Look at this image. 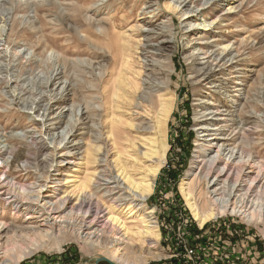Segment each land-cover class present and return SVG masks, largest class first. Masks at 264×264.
<instances>
[{
  "label": "rangeland",
  "instance_id": "374dc122",
  "mask_svg": "<svg viewBox=\"0 0 264 264\" xmlns=\"http://www.w3.org/2000/svg\"><path fill=\"white\" fill-rule=\"evenodd\" d=\"M60 1L67 6L63 14H59L56 8L49 5L50 0H0V34L3 36H0V60L4 56L7 59L12 57L17 64L21 63L20 66L23 64L35 66L36 61H40L43 55L47 59L65 49L67 57L84 58L90 62L92 69L85 74L88 80L92 81L93 78L102 76L101 83L96 82V85L92 81L94 86L91 83L86 84L91 90L81 91L75 88L74 92L66 91L57 95L51 109L47 112L39 111L38 113L36 109H21L15 104L4 105L0 101V107L3 106L0 108V141L9 133L18 138L22 136L23 131L36 132V136H41L46 145L48 144L47 146L55 151L54 159L49 157L48 162L51 165L50 177L46 180L45 188L42 187L39 192L55 200L61 196L70 198L71 202L67 210L76 198L93 193L92 200L98 204L103 214L101 220L105 222L107 218L114 217L111 222H108L104 238L107 237L109 240L110 237L119 236L113 233L123 225L126 227L125 235L128 238L127 251L135 252L138 256H146L150 249L163 255L159 259H148L144 264H174L175 259L171 256L174 251L166 245L168 235L165 230L168 223L175 226L178 220L191 221L198 232L199 241L212 243L211 249H200L196 251V257L193 255L189 257L194 260V264H264L263 226L247 224L240 217L231 214L212 218L203 226H199L180 193V184L187 177L195 160L198 145L203 140L213 142L212 146L205 151L206 161L215 155L217 148L214 143L223 132L230 134L228 139L232 137L228 140L229 147L236 142L234 139L244 130L243 127L250 131L252 123L240 125L238 122L240 115L251 118L254 114L251 108L242 106L245 104V95L248 91L252 97H258V99L261 97L262 100L259 99L258 102L260 107L258 115L264 114L262 113L264 106V0H254L249 4H246L247 0H223L208 9L205 5L195 6L189 2L190 8L194 10L193 13L184 12V8L179 10L180 7L176 11L168 9L167 5L169 2L174 3V0ZM102 3H107L110 8L94 11L96 6ZM236 4H241L243 8L239 12L227 14L228 7ZM190 14L193 15L185 18ZM86 16H90L91 19L94 17L95 20L101 17L104 20L107 18L102 22L109 34L102 39L92 35L86 37L87 21L84 19ZM203 20L210 23L206 27L209 29L206 41L212 46L211 53L221 52V55H224L228 49L232 53L238 50L239 53L233 56L241 54L243 59L236 62L238 57L231 58L222 66L211 67L216 79L227 81V83L223 81L220 87L214 86L215 84L196 83L193 80V69H189L190 60L186 58L191 52L190 45L187 43L189 40L195 41L200 32L192 33L202 27ZM167 24H172V34L162 33L158 42L163 44L161 47L163 57H171L172 71L169 87L162 90L164 99L171 104V111L164 123L158 124L159 117L156 112L149 111L151 108L144 109L142 106H137L138 95L134 99V86L125 85L123 81L126 75L121 78V76L109 74V70L111 71L113 67V55L105 53L104 47L115 41L125 45L131 42L135 46V42L143 40L136 34L137 29L160 30L161 25ZM51 27H55L54 30ZM93 29L97 32L100 30L98 27ZM50 35L56 37V41L51 48H47L44 39ZM37 42L39 48L33 47ZM25 43L33 48L27 49L28 46L24 47ZM98 45L103 48L97 51L98 55H95L93 46L98 47ZM134 46L131 47L134 48ZM223 48L224 51H222ZM28 59L32 61L29 63ZM148 62L150 63L149 59ZM230 64L235 65L231 68L232 70L228 69ZM235 89L240 91L237 92ZM209 92L213 96H210ZM235 98L237 102H233ZM209 100L218 106L224 105L221 109H227L210 119L222 117L220 120H215L216 133L203 136L202 128L198 125L201 124L199 121L202 118L201 113L205 107L215 108L216 105L208 104ZM143 103L148 105V102ZM87 108L97 111L92 120L85 116ZM145 110L149 112L146 113ZM45 120L49 122L45 128H41L39 122ZM210 120H204L202 124L209 123ZM73 121H76L74 126L71 125ZM37 132L41 133L37 134ZM64 135L65 139L59 145L56 144L58 138ZM162 144H164V153ZM55 145L58 148L55 149ZM254 147L261 155L264 154V139L255 142ZM91 148L95 149L97 158L100 160L95 164L88 161L87 155H90ZM58 150L74 154L72 160L78 163L75 165L66 160L62 161L63 156L59 155ZM201 161L204 162V160ZM224 162L226 160L223 159L221 163L224 164ZM104 163L107 173L102 171L105 169L102 165ZM116 163H119V166L122 164L126 168L125 171L130 172V176L136 182L148 173L149 168L156 169L152 193L144 202L147 209H154L153 216L158 230L156 238L149 239L144 235L136 234L139 211L129 216V209L114 203L111 195L103 190H95L94 186L99 173L100 177L102 174L110 177L118 174ZM57 168L59 170H55ZM23 182H35V190H39L40 181L39 179L35 181L34 174L29 176L27 181L23 178ZM192 185L194 189L196 186V192H200L204 199L207 198L208 189L205 181H195ZM30 215L0 206V226L5 227L12 219L18 223L31 220L34 223L38 222L37 225H44L39 213L36 212L32 218H27ZM48 215L52 223L59 220L56 213L51 212ZM174 232H178L175 227ZM62 238L58 242L60 249L57 248L53 237L47 241L45 247L34 251L18 264H93L92 257H106L107 240H104L105 243L102 245L86 247L63 236ZM116 239L117 243L122 242L121 239ZM9 248L10 246H0V257L6 259L5 253ZM98 264L108 263L100 261Z\"/></svg>",
  "mask_w": 264,
  "mask_h": 264
},
{
  "label": "bare ground",
  "instance_id": "6f19581e",
  "mask_svg": "<svg viewBox=\"0 0 264 264\" xmlns=\"http://www.w3.org/2000/svg\"><path fill=\"white\" fill-rule=\"evenodd\" d=\"M222 1L223 0H174V3L169 2L167 8L176 11L178 7H180L179 10L184 8V12L193 13L194 10L190 8L191 5L189 6V2L190 4H195V6L205 5L208 9L210 6H216ZM252 1L254 0H247L246 4ZM64 4L60 0H50L49 3L52 8H56L59 11V14L64 13L65 7H67L66 3ZM109 6L110 5H107V3H102L96 6L94 11L106 10L110 8ZM242 8L243 6L241 4H236L234 6L230 5L227 9V14L239 12ZM192 15L193 14L187 15L185 18L191 17ZM102 18L103 17L96 20L94 17L91 19L90 16L84 18L87 21L86 37L92 35L98 39H102L109 34L107 33L106 26L104 27L103 25L104 22H102L106 21L107 18H105V20ZM171 20H173L172 16ZM201 24L202 27L197 28V31L192 33L196 34L200 32L197 34L195 41L192 42V40H189L187 43L191 48V52L186 56L191 64L189 69H193V80L196 83L202 82L208 85L215 84L214 86L220 87L226 79H216L215 73L211 70V67L222 66L231 58L238 57L236 62L243 61V59H241V54L236 57L233 56L239 53L238 50L232 53V51L228 49L224 55H221V52L211 53L210 49L212 46L211 44H207L206 41L208 38L207 31L209 30L206 27H208L210 23H206V21L203 20ZM93 27L100 28L99 32L94 30ZM54 28L55 27H51L52 30H54ZM172 28V24H167L161 25L160 30L154 28L146 31L137 29L136 34L141 36L143 40L135 42V46L131 42L125 45L119 43V41H115L104 47L105 53H111L113 55V67L111 71L109 70V74L121 76V78L123 75H126V77L123 76L125 77L123 81L125 85L134 86V99L137 98L136 95H138L137 106H142L144 109L151 108L149 111L153 110L154 112L152 113L156 112L159 117L157 121L158 124H163L170 115L171 104L164 99L162 90H166L169 87L170 72L172 71L171 57H163L161 53L163 44L158 42V39L162 33L171 35ZM0 36H2V34H0ZM55 39L56 37L54 36H46L44 44L48 46L47 48H51V46L55 44ZM99 45L98 47L93 46L95 47L93 51L95 55H98L99 52L97 51L103 48ZM26 46H28L27 43H25L24 47ZM37 46H39L38 42L33 45V47ZM131 46H134V48ZM33 47L28 46L27 49ZM224 50L223 48L222 51ZM5 54L7 56V53ZM66 54L67 51L63 49L62 52H58L57 55L53 54L47 59L44 58L43 55L40 61H36L37 66L26 64L20 66L21 63L19 62L17 64L12 57L9 59L5 56L1 58V103L4 105L15 104L21 109H36L38 113H40L39 111L47 112L51 109L53 100L57 95L63 94L66 91L74 92L75 88H79L81 91L84 89L91 90L87 88L86 84L91 83L93 85L92 81H94L97 85L96 82H102V76L93 78L94 80L92 81L88 80L86 77L85 74L92 69L90 62L79 57L69 58ZM104 55L105 54H103V56ZM27 61L30 63L32 59H28ZM234 66L235 65L230 64L228 65V69ZM225 83H227V81H225ZM238 91L240 90H237V92ZM209 95L213 96L211 92H209ZM245 96L246 100L243 99L245 104H242V106L251 108L254 114L251 118H245L240 115L238 122L240 125L252 123L250 131L247 127V129L243 127L244 130L241 133L239 132L234 139L236 142L229 147L227 146L228 140L232 137L228 139L230 134L223 132L221 134L222 136L214 143L215 148H217L215 155H212L206 161L204 159L205 151L208 147L212 146L211 144L213 142L210 143L207 140H203L198 145L197 151L195 152V160L192 162L187 177L183 179L180 184V193L193 219L199 226H203L212 218L231 214L240 217L241 220L245 221L247 224H253L256 227L263 226L262 232L264 233V154L261 155L254 147L255 142L264 139V114H261V116L258 115L260 108L258 102L261 97L259 99L258 97H252L249 91ZM236 100L237 98H235L233 102H237ZM206 101H208V99H206ZM143 102H148V105H145ZM208 104L215 105L216 103L209 100ZM216 105L215 108L205 107L201 113L202 118L199 119L201 124L198 125L202 128L201 132H203V136L209 134L214 135L216 133L217 123L215 120H220L222 117L218 118L217 116V118L210 119L219 115L222 110L226 111L227 109H221L224 105ZM137 106L136 108H138ZM262 110V113H264V106ZM149 111H146V113ZM96 114L97 111L95 109H86L85 116L88 119L92 120ZM204 120L210 121L209 123L202 124ZM76 121H78V119ZM76 121H73L71 125L74 126ZM48 122L47 120L39 122L40 127L45 128ZM225 126H227V124ZM38 133L41 132H37V134ZM253 135L255 137H252ZM65 137L64 135L58 138L55 143L59 145ZM47 145L41 136H36V132L26 131H23L22 136L18 138L11 133L6 134L4 135V139L0 141V206L3 208L6 206L7 209L14 210V212L31 214L30 217L27 218H32L34 213L37 212L40 214L39 217H41L44 224L37 225L38 222L34 223L31 222V220L18 223L12 219L5 227L1 225L0 246H10V248L5 253L6 259L5 257H0V264H18L19 261L32 254L34 251L45 247L47 241L53 237L58 249H60L58 242L63 239L62 236L86 247L102 245L108 239L107 237L104 238V233L108 222H111L114 217L107 218L105 222L101 220L103 214L98 204L92 200L93 193L76 198L75 202L70 206L69 210H67L68 204L71 202L70 198L61 196L55 200L39 192L42 190V187L46 185V180L50 177L51 165L48 164L49 157L52 158V160L55 157V151L53 149L51 150ZM56 146L57 145H55V149L58 148V146ZM161 147L164 153V144H162ZM95 149L91 148V151L89 150L90 155H87L88 161L92 164L100 161L99 158H97ZM57 152L59 155L63 156L62 161L66 160L75 165L78 163V161L72 160V155L74 154L62 152L61 150ZM154 155H156V153ZM223 159L226 160L224 164L221 163ZM201 160H204V162L202 163ZM199 162H201V164H199ZM231 164H233L232 167ZM102 165L105 167L102 171L107 173L108 170H106L105 163ZM116 166L118 174L113 177L103 174L101 175L102 177H100L99 173L97 183L94 186L95 190H103L111 195V199L114 203L122 208L129 209V216L139 211V225L136 228V234L144 235L149 239L156 238V236H158V230L153 216L154 209H147L144 203L147 197L152 193L156 169L149 168L147 171L148 173L141 177V180L136 182L130 176V172L128 173L125 171L126 168L122 166V164L119 166V163H116ZM55 170H59V168ZM33 174L35 175V181L38 179L40 181L38 191L35 190V182H23V178H26L27 181L29 176ZM121 175H123L122 178H120ZM195 181L206 182L208 189L206 193L207 198L204 199L200 192H196V186L194 189L192 185ZM51 212L56 213L57 218H59L58 221H53L55 223L50 222L48 213ZM120 229H117V231L113 233L119 236L110 237L105 243L106 258L108 257L107 259L113 263L144 264L148 259H159L163 256L161 253L153 252L150 249H148L146 256H138L135 255V252L127 251L129 246L126 242L128 241L125 235L126 227L121 225ZM121 231L124 232L121 233ZM116 238L121 239L122 242L117 243L118 241Z\"/></svg>",
  "mask_w": 264,
  "mask_h": 264
},
{
  "label": "built area",
  "instance_id": "2783aa9c",
  "mask_svg": "<svg viewBox=\"0 0 264 264\" xmlns=\"http://www.w3.org/2000/svg\"><path fill=\"white\" fill-rule=\"evenodd\" d=\"M166 226L165 233L168 235L166 245L174 251L171 253L175 259L174 264H194V260L189 259V257L192 255L196 257V251L200 249H211L212 247L211 241H199L198 232L191 221L182 222L178 220L175 222V226L172 223H168ZM174 227L178 231L177 233L174 232Z\"/></svg>",
  "mask_w": 264,
  "mask_h": 264
},
{
  "label": "water",
  "instance_id": "95a60500",
  "mask_svg": "<svg viewBox=\"0 0 264 264\" xmlns=\"http://www.w3.org/2000/svg\"><path fill=\"white\" fill-rule=\"evenodd\" d=\"M91 259L93 260V264H98V262H100V261L106 262L108 264H115V263H113L112 261H110L109 259H107L106 257H103V256L92 257ZM83 264H86V263H83Z\"/></svg>",
  "mask_w": 264,
  "mask_h": 264
}]
</instances>
